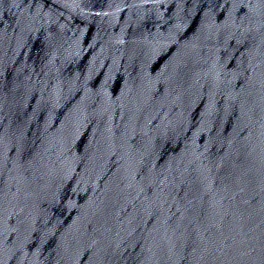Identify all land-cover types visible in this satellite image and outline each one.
<instances>
[{
    "label": "water",
    "instance_id": "95a60500",
    "mask_svg": "<svg viewBox=\"0 0 264 264\" xmlns=\"http://www.w3.org/2000/svg\"><path fill=\"white\" fill-rule=\"evenodd\" d=\"M0 264H264V0H0Z\"/></svg>",
    "mask_w": 264,
    "mask_h": 264
}]
</instances>
